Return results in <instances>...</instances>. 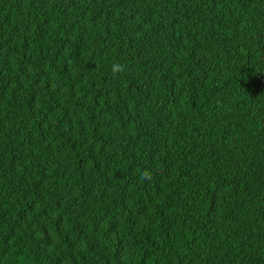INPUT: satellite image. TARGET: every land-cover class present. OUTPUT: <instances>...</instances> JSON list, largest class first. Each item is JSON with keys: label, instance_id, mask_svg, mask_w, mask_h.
<instances>
[{"label": "trees", "instance_id": "1", "mask_svg": "<svg viewBox=\"0 0 264 264\" xmlns=\"http://www.w3.org/2000/svg\"><path fill=\"white\" fill-rule=\"evenodd\" d=\"M0 264H264V0H0Z\"/></svg>", "mask_w": 264, "mask_h": 264}, {"label": "clouds", "instance_id": "2", "mask_svg": "<svg viewBox=\"0 0 264 264\" xmlns=\"http://www.w3.org/2000/svg\"><path fill=\"white\" fill-rule=\"evenodd\" d=\"M123 70H124V65L117 63V64H113L112 66L113 73H119L122 72ZM146 178H150V173H148L147 171L141 174V179H146Z\"/></svg>", "mask_w": 264, "mask_h": 264}]
</instances>
